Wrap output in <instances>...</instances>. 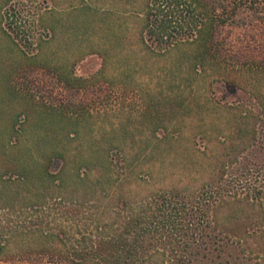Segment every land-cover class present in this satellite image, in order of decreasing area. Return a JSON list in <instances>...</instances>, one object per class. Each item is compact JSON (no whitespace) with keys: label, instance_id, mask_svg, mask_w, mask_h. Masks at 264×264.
Instances as JSON below:
<instances>
[{"label":"rangeland","instance_id":"1","mask_svg":"<svg viewBox=\"0 0 264 264\" xmlns=\"http://www.w3.org/2000/svg\"><path fill=\"white\" fill-rule=\"evenodd\" d=\"M157 1L0 0V264L59 241L96 254L118 200L264 188V36L230 30L228 61L203 55L196 13L150 50Z\"/></svg>","mask_w":264,"mask_h":264},{"label":"trees","instance_id":"2","mask_svg":"<svg viewBox=\"0 0 264 264\" xmlns=\"http://www.w3.org/2000/svg\"><path fill=\"white\" fill-rule=\"evenodd\" d=\"M196 13L200 22L193 28L201 38L203 55L207 50L214 58L227 59L221 54L226 52L225 34L230 30H240L244 38L250 35L253 40L260 33L256 41L264 36V0H158L155 8H148L145 46L163 50L180 40L179 34L193 26L187 18ZM247 64L255 63L247 59L241 65ZM258 66L264 69V59ZM92 173L91 167H85L79 182L90 185ZM227 183L215 190L206 183L193 198L173 191L137 203L116 201L115 233L97 243L90 241L94 255L83 253L79 240L70 246L59 241V246L26 249L27 254L16 260L30 264H264L260 249L264 244L263 185L238 179L231 189ZM222 207L227 211L220 226L216 215Z\"/></svg>","mask_w":264,"mask_h":264}]
</instances>
